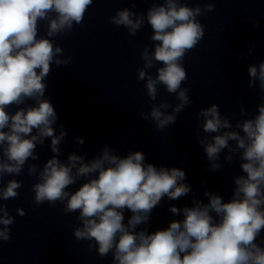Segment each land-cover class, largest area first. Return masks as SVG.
Listing matches in <instances>:
<instances>
[{"label": "clouds", "instance_id": "9594fccd", "mask_svg": "<svg viewBox=\"0 0 264 264\" xmlns=\"http://www.w3.org/2000/svg\"><path fill=\"white\" fill-rule=\"evenodd\" d=\"M93 2L0 0V243L10 240L15 219L2 201L16 199L23 186L15 178L4 184L3 178L19 176L27 165V174L37 177L31 186L34 203L55 206L61 202L66 215L78 213L73 237L88 241V248H94L101 259L111 255V264H264V103L256 106L252 117L241 107L244 119H236V113L231 119L222 115L216 104L197 113L196 137L208 161L207 170L222 171L219 161L226 152L224 161L231 166L238 159L241 174L232 178L229 200L205 191V203L193 193L192 206L168 209L174 217L183 218L154 232L147 225L161 201L192 193L184 182L185 171L146 163L142 151L121 157L107 145L91 160L76 152L60 159V145L68 133L63 125L59 132L54 127L58 115L45 96V81L53 64L67 67L71 57L61 58L64 49L53 38L81 25ZM128 2L132 7L118 9L109 21L132 37L145 24L151 28L152 50L145 46L140 51L143 64L136 69L137 80L145 82L150 101L157 100L163 85L177 103L162 100L139 115L162 131L175 124L178 114L192 103L190 89L182 87L188 79L183 61L205 36V25L198 17L213 12L216 0H206L203 7H190L185 0H152L145 13L133 10L136 0ZM248 19L259 27L254 17ZM41 21L46 22V36H39ZM254 48V44L249 47V54ZM247 71L248 87L258 84L264 92V61L249 65ZM13 106L16 110L10 112ZM75 139L77 147L85 142L79 136ZM46 140H50L51 158L42 167L30 163L40 159L36 149ZM79 181H83L80 186L69 191ZM126 210L131 213L127 219ZM16 213L26 215L19 207Z\"/></svg>", "mask_w": 264, "mask_h": 264}]
</instances>
